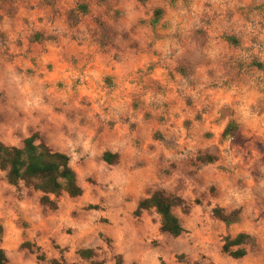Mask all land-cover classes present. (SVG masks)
<instances>
[{
  "label": "crops",
  "instance_id": "1",
  "mask_svg": "<svg viewBox=\"0 0 264 264\" xmlns=\"http://www.w3.org/2000/svg\"><path fill=\"white\" fill-rule=\"evenodd\" d=\"M118 1L0 0L4 37L8 43L18 39L22 44L24 91L45 96L35 102L46 114V118L38 114L37 121L46 119L53 140L44 139L38 129L31 134L37 133L52 152L67 156L75 175L69 158L70 148L83 157L88 152L92 156L99 146L102 151L87 159L83 173L116 190L139 191L145 184H154L158 164L166 153L164 140L176 133L183 138L191 132L198 141L192 161L194 168L217 164L229 143L239 147L254 143L255 153L264 162V79L262 86L255 87L242 75L236 76L235 71L246 61L245 65L253 68L255 74L264 73V50L261 53L247 50L252 34L264 42V0H168L166 7L145 0L146 6L150 3L153 6L147 17L141 20L142 17L133 16L130 22L114 8ZM206 4L212 6V12H203ZM156 10H160L161 15L154 21ZM58 12L61 17L54 18ZM218 15L222 19L215 21ZM96 17H106L97 43L89 27ZM205 20L209 21L212 31L208 34ZM82 32L87 40L78 45L76 38L81 37ZM119 50L123 54L115 60L114 54ZM174 50L177 56L164 70V64L157 63L159 58L156 60L154 55ZM244 56L253 57L249 61L243 60ZM149 61L153 63V70L149 72L148 82L130 84L134 74L144 70ZM220 72L233 78L235 85L214 93L209 101L210 112L203 118L197 111L204 104L197 101L194 92ZM148 83L161 87L160 91H154L159 93L150 92ZM176 89L180 90L179 95ZM61 103L76 110L71 119L76 126L72 129L68 126L60 130L51 113ZM104 115L120 127L118 134L102 128ZM81 121L86 127L78 126ZM61 123L59 121V125ZM229 124L237 129L236 141L222 137ZM129 135L139 142L141 158L146 164L134 172L121 165V155L104 149L112 146L121 150L124 157L133 155ZM104 153L116 156L117 161L112 165L105 163ZM199 157H210L214 161L202 163L197 160ZM0 175V250L6 257L5 264L32 261L51 264L50 261L58 262L63 255L70 254L79 261L96 258L98 248H73V244L64 248L54 236V216L64 199L84 198V188L77 175L81 196L69 198L64 193L58 198L49 196L55 209L40 203L41 193L22 184L10 186L5 173L0 171ZM153 193L132 198L133 212L141 200ZM88 209L98 211L96 206ZM53 243L59 248H54ZM23 244H29L35 254L23 248ZM83 250H91L94 257L82 259L78 253ZM38 256H43L44 261L38 260Z\"/></svg>",
  "mask_w": 264,
  "mask_h": 264
},
{
  "label": "rangeland",
  "instance_id": "2",
  "mask_svg": "<svg viewBox=\"0 0 264 264\" xmlns=\"http://www.w3.org/2000/svg\"><path fill=\"white\" fill-rule=\"evenodd\" d=\"M167 1L153 0L152 3L166 7ZM146 2L119 0L115 2L114 8L125 14L127 22L133 16L144 20L153 7L151 3L146 6ZM134 7L142 15L134 11ZM203 12H212V6L206 4ZM61 15L58 12L54 18H60ZM215 17V21L222 19L221 15ZM1 19L0 14V21ZM214 19H211L212 23ZM105 22L106 17H96L93 24L89 25L92 27L90 32L95 43L102 36ZM204 22L206 33L212 32L209 21ZM83 34L82 32L81 37L76 38L78 45L87 40ZM247 44L250 52L257 50L261 53L264 50V42L258 35L252 34ZM176 53L174 50L154 56L156 60L159 58L157 63L161 61L166 70L177 56ZM122 54V50H119L114 54V59ZM23 56L21 42L17 39L14 43H8L0 22V142L10 147H20L22 141L37 129L42 132L44 139L53 140L52 134L49 135L46 119L40 123L37 121L38 114L45 118L46 114L35 102L45 96L24 91L26 82L21 78ZM253 56H244L243 60L250 61ZM240 58L242 60V56ZM245 62H241L243 67L238 70L236 67V76L242 75L255 87L262 86L264 73L255 74V70L245 65ZM152 64L149 61L144 70L137 71L130 84L147 83L149 72L153 70ZM234 85L233 78H227L224 72H220L208 84L196 88L195 92L192 90L196 93L197 101L204 104L197 113L204 118L210 112L209 101L214 93L231 89ZM146 86L150 92L161 90L155 83H148ZM175 93L179 95L180 90L176 89ZM73 112L64 103L51 110L60 130L62 127L67 129L69 126L72 129L76 126L71 120L76 110ZM59 121L62 122L61 125ZM102 124V128L112 134H118V130H121L105 115ZM78 126L86 127V124L81 121ZM128 142L133 152L131 156H122V151L112 146L104 149L121 155V165L128 167L130 172L143 169L146 164L141 158L139 142L131 135ZM197 142L191 132L186 133L183 138L176 133L165 139L163 147L166 153L158 164L155 183L145 184L139 191L111 189L110 184L97 182L94 176L83 173L87 159L102 151L99 146L96 154L94 152L90 156L88 152L83 157H79V152L70 148L69 158L85 195L83 199L73 201L64 199L60 211L54 216V236L64 248H70L72 244L73 248L93 246L98 248V252L96 258L90 261H79L73 254L63 255L57 264H264V162L255 153L254 143L250 142L242 147L229 143L217 164L194 168L192 161L197 152ZM155 191H161L180 201L173 209L183 229V233L177 238L159 231V217L153 210L138 217L134 215L132 198L135 200L146 197ZM121 196L123 198L120 199ZM89 206H96L98 211L89 210ZM214 208H220L225 213L238 211V222L226 227L213 218ZM240 233L252 236L254 244L246 247L245 257L234 260L223 254L221 248L225 237L233 238ZM54 244V248H59V245ZM31 253L35 254V249ZM27 264L36 263L32 261Z\"/></svg>",
  "mask_w": 264,
  "mask_h": 264
},
{
  "label": "trees",
  "instance_id": "3",
  "mask_svg": "<svg viewBox=\"0 0 264 264\" xmlns=\"http://www.w3.org/2000/svg\"><path fill=\"white\" fill-rule=\"evenodd\" d=\"M160 10L153 13L154 21L160 17ZM223 138L232 141L238 140L239 136L236 127L228 125L223 132ZM103 161L109 165L117 161L116 156L104 153ZM202 163H211L213 158H198ZM0 171L5 173L6 182L13 187L22 184L24 187L32 189L42 194L40 203L43 206L55 209V203L49 196L60 197L63 193L69 198L81 196L82 190L78 187L76 175L69 166L67 156L52 152L41 140L37 133L25 138L20 147L6 146L0 142ZM180 204L175 197L166 196L163 192H154L150 197L141 200L134 212L136 217L144 211L153 210L159 217V231L172 238H177L183 233L182 226L178 218L174 215L173 209ZM212 216L226 227H229L239 220V212L233 211L225 213L220 208L212 210ZM254 239L244 233L235 237H225L221 251L234 260L246 256V247H252ZM23 248L32 252L29 244H23ZM79 256L84 260L94 257L91 250L80 251ZM38 260L44 261L43 256H38ZM6 257L0 250V264L6 263ZM51 264H57L50 261ZM100 264V263H98Z\"/></svg>",
  "mask_w": 264,
  "mask_h": 264
}]
</instances>
